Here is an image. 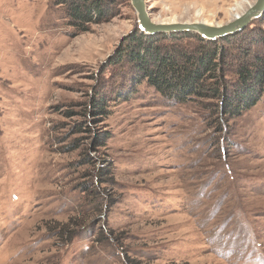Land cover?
<instances>
[{
  "label": "rangeland",
  "instance_id": "1",
  "mask_svg": "<svg viewBox=\"0 0 264 264\" xmlns=\"http://www.w3.org/2000/svg\"><path fill=\"white\" fill-rule=\"evenodd\" d=\"M146 1L154 22L214 26L257 2ZM111 2L82 31L58 0H0V264H264V95L227 121L137 83L118 55L138 16ZM239 34L231 85L264 58V15Z\"/></svg>",
  "mask_w": 264,
  "mask_h": 264
},
{
  "label": "trees",
  "instance_id": "2",
  "mask_svg": "<svg viewBox=\"0 0 264 264\" xmlns=\"http://www.w3.org/2000/svg\"><path fill=\"white\" fill-rule=\"evenodd\" d=\"M58 2L66 7L72 25L81 27L82 31H88L90 24L105 20L114 4L111 0ZM167 35L146 36L138 28L122 41L124 50L118 56L132 67L137 83L145 81L161 96L177 103L195 98L215 100L216 103L210 105L227 121L252 109L264 95V58L259 54H255L250 62L239 64L234 85L228 81L229 50L226 45L241 34L215 41L194 37L199 39V45L191 49L170 41L159 46L160 42L167 41ZM171 35L170 39L177 40L187 33ZM109 100L106 95L105 98L95 95L90 111L95 116L106 117Z\"/></svg>",
  "mask_w": 264,
  "mask_h": 264
},
{
  "label": "water",
  "instance_id": "3",
  "mask_svg": "<svg viewBox=\"0 0 264 264\" xmlns=\"http://www.w3.org/2000/svg\"><path fill=\"white\" fill-rule=\"evenodd\" d=\"M131 1L138 16V28L147 36L192 33L208 41H215L239 34L253 21L260 19L264 15V0H257V2L241 16H237L231 22L223 25L209 26L202 21L171 23L154 22L150 17L146 0Z\"/></svg>",
  "mask_w": 264,
  "mask_h": 264
},
{
  "label": "bare ground",
  "instance_id": "4",
  "mask_svg": "<svg viewBox=\"0 0 264 264\" xmlns=\"http://www.w3.org/2000/svg\"><path fill=\"white\" fill-rule=\"evenodd\" d=\"M239 5L237 6V9L239 10V11H242L243 13H245L247 10H245L244 9V4L243 3H238ZM251 7V6H250ZM245 10V11H244ZM242 13V14H243ZM241 14V15H242ZM240 15V13H236V15L234 16V19L237 17V16H241ZM171 22H177L176 20H172V21H170L169 23H171ZM205 24H207V25H209V26H214V24H213V22L211 21V22H204Z\"/></svg>",
  "mask_w": 264,
  "mask_h": 264
}]
</instances>
